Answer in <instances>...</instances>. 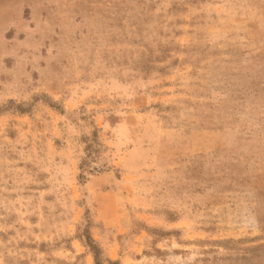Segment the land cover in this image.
I'll use <instances>...</instances> for the list:
<instances>
[{"label":"rangeland","instance_id":"obj_1","mask_svg":"<svg viewBox=\"0 0 264 264\" xmlns=\"http://www.w3.org/2000/svg\"><path fill=\"white\" fill-rule=\"evenodd\" d=\"M0 264H264V0H0Z\"/></svg>","mask_w":264,"mask_h":264}]
</instances>
